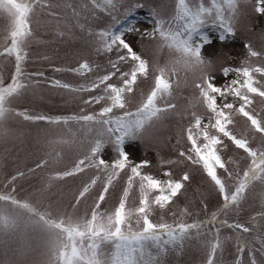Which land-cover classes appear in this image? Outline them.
<instances>
[{
    "label": "snow or ice",
    "instance_id": "obj_1",
    "mask_svg": "<svg viewBox=\"0 0 264 264\" xmlns=\"http://www.w3.org/2000/svg\"><path fill=\"white\" fill-rule=\"evenodd\" d=\"M124 3L125 0H80L79 4L70 0L62 4H53L51 0H0V17L8 21L5 35L0 37V60L14 61L9 82L5 83L0 74V135L6 136L8 129L4 125L17 118L59 130L45 142L49 150L34 167L27 169V174L49 168L50 160L58 163L65 146L79 147L71 166L46 174L43 187L37 189L41 194L55 182L93 171L91 178L74 193L70 205L55 212L51 205L41 206L16 195V181L25 177L24 171L8 178L4 185L7 190H0V264H170V258L183 255L193 240L205 252L203 264H217V255H223L229 239L222 238V228L231 230L230 239L236 242L234 264H243L245 250L249 264H258L256 253L264 257V232L252 233L257 227V216L264 218V211L250 217L252 227L237 217L247 190L255 182L264 184V147H252L247 135L237 136L230 126H235L240 118L253 138L256 134L264 138V117L253 107L256 98L264 103V65L252 63V58L264 59V53L245 44V59L238 67L221 69L225 83L219 86L214 83L215 77L209 72L212 63L204 57L202 49L210 44L204 29H218L223 41L235 34L242 8L254 3V11L264 14V0H162L151 10V30L140 33L141 38L155 42L157 56L167 52L163 64L157 60L151 66L126 38L139 30L134 23L125 24L124 20L142 5L129 4L124 8L122 20L117 13ZM37 8L53 18L60 36L65 33L59 26L66 21L55 9H70L74 26L91 38L97 55L115 53L114 59H108L106 71L82 83L47 81L52 88L63 89L81 99L77 113L51 115L11 106L13 99L42 82L33 77L44 78L42 71L28 73L24 67L25 45L33 36L31 21ZM101 15L111 18L104 27L92 28L81 22L97 21ZM98 68L99 65L85 59L76 67L53 70L87 77ZM189 76L197 94L189 99L188 108L201 105L206 115L191 112L189 123L177 133L176 144L181 147L176 158L160 163L163 167L187 161L198 166L222 203L206 219L186 221L185 217L191 213L183 207L178 215L170 213L174 219L169 222L164 213L182 194L186 182L191 181L189 173L174 179L172 171L165 170V179H161L147 171L151 167L149 160L133 161L126 149L130 142L143 141L165 118L181 115L173 90L182 79L187 82ZM141 78H151L152 83L147 92L140 91L135 107H130ZM84 93L89 94L86 99L81 96ZM89 108L94 110L88 111ZM225 138L246 154L248 163L242 174L229 171L228 164L235 161L222 158L221 152L227 147ZM218 170L227 174L232 181L230 185ZM122 175L126 178L117 202L105 209L104 204ZM133 192L137 195L133 206H129ZM89 197L91 205L77 215L80 205ZM232 210L237 217L231 222L228 218L221 219ZM157 213L159 220L154 221L152 217ZM253 240L259 241V248L252 247Z\"/></svg>",
    "mask_w": 264,
    "mask_h": 264
},
{
    "label": "rangeland",
    "instance_id": "obj_2",
    "mask_svg": "<svg viewBox=\"0 0 264 264\" xmlns=\"http://www.w3.org/2000/svg\"><path fill=\"white\" fill-rule=\"evenodd\" d=\"M53 4H62L64 0H51ZM73 4H79L80 0H70ZM162 0H125L124 7L117 13L123 18V11L131 3H139L140 8L134 9L132 15L128 16L124 23L132 22L139 30L138 33L127 34V39L134 50L141 54L149 61L150 66L157 62L163 64L167 58V52L157 56L155 49V42L147 37L141 38L140 33L150 31L153 26L151 10L158 6ZM65 17V22L59 26V30L63 31L65 35L57 34V25L52 17L48 16L39 8L36 9L32 16L31 28L33 36L29 38L25 45L27 58L25 62V71L28 73L42 71L44 78L33 77V79H40L42 82L36 87L28 89L21 97H17L11 101V106L20 110L28 109L32 112H44L51 115L72 114L79 112L81 107V99L74 94L65 92L63 89H56L50 86L52 79H59L67 83L79 84L87 78H93L97 73H103L108 69V59L115 58V53L107 55H97L94 51V45L91 43V38L86 33L81 32L74 26L71 19V10L64 8H56ZM110 17L101 15V19L97 21H81L87 23L89 27L101 28L110 22ZM8 21L4 17H0V37L5 35ZM70 25V27H69ZM207 33L210 44L202 49L203 55L210 60L212 67L209 69L211 75L215 77L214 83L222 86L225 81L221 75V69L225 66L238 67L246 57L245 44H250L256 51L264 53V14H259L254 11V3L244 6L242 8V15L239 23L236 26V32L233 36L220 40V32L218 29L211 27L204 29ZM88 60L94 65H99L93 73L87 77H79L70 72H55L56 67L72 68L78 66L83 60ZM253 65H264V59L252 58ZM14 71V61L0 60V74L3 75L5 83L10 81L11 74ZM150 73V77H151ZM47 78V80H45ZM234 78L230 76L229 79ZM258 79H261L259 76ZM152 83L151 78L145 80L143 78L139 81V88L136 94L132 97L130 107H135L139 100V93L141 90L147 92ZM174 102L177 104V110L181 112L180 116L175 114L165 118L150 131L149 135L143 141L130 142L127 151L133 161H140L147 159L151 162V167L147 171L161 179H165L163 171L170 170L173 173V178L178 179L184 172H188L191 181L186 182L185 189L182 194L175 200V203L164 213L166 220L171 222L174 217L170 214L176 212L183 207L189 209L190 215L185 217V220L191 222L196 219H206L213 211L221 206V199L218 192L206 179L198 166L192 165L185 161L179 165H164L161 166L162 160L175 159L177 149L181 145L176 144L177 133L181 126H186L191 119V112L196 111L201 115H206V111L201 105L188 108V102L191 97L196 95L195 89L192 87V78L189 76L187 82L183 79L179 86L174 87ZM88 93L81 94L82 98L86 99ZM98 105L94 106L98 109ZM254 109L259 112L261 117H264V103H261L259 98L253 105ZM94 108L87 109L88 111ZM187 109V115H185ZM206 122V120H205ZM8 129L6 136L0 135V190L5 189L4 185L8 178L14 175L17 171H24L25 177L16 181V195L23 199L30 198L33 203L39 202L41 206L51 205L53 212L63 210L73 201L74 193L84 183L87 182L93 175L92 170H86L84 174H78L75 178H68L64 181H58L53 186L44 192L39 193L37 189L43 187L45 177L48 172L61 171L71 166L77 158L80 149L78 146L67 147L63 151V157L58 163H53L50 160V167L46 169L37 170L33 174H27V169L35 166L44 154L49 150L45 146V142L59 132L58 129H47L43 124H30L21 119H9L4 125ZM232 127L234 134L237 136L247 135L252 147H264V138L259 134L253 138V133L248 131L247 125L242 119L237 118L235 126ZM227 147L221 152L222 158L228 161L231 158L235 163H229V171L233 174L240 172L242 174L246 167L248 160L246 154L242 150L235 149V146L227 141ZM186 146V143H185ZM110 152V149L108 150ZM107 158V157H106ZM218 174L225 179V183L230 185L231 180L227 179V174L223 170H218ZM125 176H121L119 181L112 189V194L108 197L104 208H110L117 202V197L122 190V185ZM99 184L97 185V190ZM262 194H264V184L255 182L246 192V198L242 202L239 209V216L237 212L232 210L228 213V217H221V219L228 218L231 222L233 217H237L241 223H250V217L256 216L255 210L250 211L256 203H262ZM95 195V191L93 192ZM133 192L132 198L129 200V206H133V198L136 197ZM92 197L80 205L77 215L82 214L86 206H90ZM205 205L207 207L205 208ZM71 211V208H68ZM154 221L159 220V213L152 217ZM264 218L257 216L256 222H261ZM211 228V226H209ZM257 229V230H256ZM260 230L255 227V232ZM264 230V229H261ZM264 232V231H263ZM222 238L226 239L224 252L221 256L217 255V264H234L235 256H231L236 252V242L230 239L231 230L222 228ZM210 237H202L208 239ZM252 247L257 249L260 243L257 240L252 241ZM256 255H259L257 252ZM205 259V252L200 247V244L193 240L191 246L188 247L184 254L170 258V264H203ZM258 264H264V259L256 256ZM243 264H249L248 252L245 250L243 255Z\"/></svg>",
    "mask_w": 264,
    "mask_h": 264
},
{
    "label": "crops",
    "instance_id": "obj_3",
    "mask_svg": "<svg viewBox=\"0 0 264 264\" xmlns=\"http://www.w3.org/2000/svg\"><path fill=\"white\" fill-rule=\"evenodd\" d=\"M252 210H255L257 213L261 212V211H264V204L262 203H256V205L254 207L251 208V212ZM257 224V227L260 228V230H258V232H255V233H260V232H263L264 230H261V229H264V219L261 221V222H255ZM257 230V229H256ZM235 242V241H234ZM235 256L237 255V253L235 252L234 254H232L231 256ZM256 256H260L261 258L264 259V257H262L260 254L259 255H256ZM257 260V259H256Z\"/></svg>",
    "mask_w": 264,
    "mask_h": 264
}]
</instances>
